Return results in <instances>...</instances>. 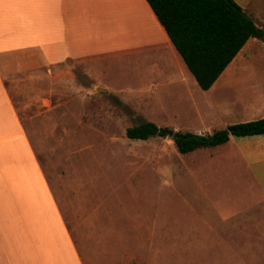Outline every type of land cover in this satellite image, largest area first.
I'll list each match as a JSON object with an SVG mask.
<instances>
[{"label":"crops","instance_id":"1","mask_svg":"<svg viewBox=\"0 0 264 264\" xmlns=\"http://www.w3.org/2000/svg\"><path fill=\"white\" fill-rule=\"evenodd\" d=\"M252 40L260 39L246 45ZM246 45L204 91L147 0H0V264H125L121 229L137 212L115 218L130 197L54 190L10 97L9 74L24 68L53 74L73 61L87 93L158 104L178 91L196 103L195 88L205 95L222 78V90H246L254 77L264 90V48L239 60ZM257 102L242 103L229 125L264 117V97ZM227 143L251 175L242 182L254 188L213 197L197 178L181 197L190 204L174 220L145 210L167 234V264H264V181L252 169L264 162V135ZM71 179L70 186H84V179Z\"/></svg>","mask_w":264,"mask_h":264},{"label":"rangeland","instance_id":"2","mask_svg":"<svg viewBox=\"0 0 264 264\" xmlns=\"http://www.w3.org/2000/svg\"><path fill=\"white\" fill-rule=\"evenodd\" d=\"M235 1L259 25H264V0L260 4L259 0ZM259 47L264 48L261 40L250 41L239 60L247 57L249 50ZM224 81L222 78L205 95L195 88L192 93L196 103L189 95L175 91L160 96L162 104L143 101L135 95L120 100L106 92L87 93L84 86L88 83L73 61L53 74L46 68H24L9 74L6 84L54 190L59 194L82 191L130 197L127 200L130 205L114 212L119 219L120 212L137 211L122 225V261L167 264V259H171L166 249L167 234L147 220L145 210L158 214L159 219L169 213V219L174 220L190 204L181 197L191 194L193 180L197 178H202L199 182L204 193L213 197L225 191L246 193V189L254 188L242 182L251 175L242 167L245 164L232 144L182 154L174 144V134L170 135V131L179 130L206 134L225 129L229 122H234L242 103L257 102L264 97V90L256 88L255 77L250 82L253 87L243 91L222 90ZM148 121L167 127L168 135L147 140L127 136L129 127ZM263 163H253L252 169L264 181ZM71 177L84 179V186L78 189L70 186Z\"/></svg>","mask_w":264,"mask_h":264},{"label":"trees","instance_id":"3","mask_svg":"<svg viewBox=\"0 0 264 264\" xmlns=\"http://www.w3.org/2000/svg\"><path fill=\"white\" fill-rule=\"evenodd\" d=\"M187 67L204 91H208L251 38L264 42L259 25L235 0H147ZM169 129L154 122L129 127L131 139L167 136ZM264 135V117L230 124L213 133L176 131L177 150L197 149L227 143L231 137Z\"/></svg>","mask_w":264,"mask_h":264},{"label":"water","instance_id":"4","mask_svg":"<svg viewBox=\"0 0 264 264\" xmlns=\"http://www.w3.org/2000/svg\"><path fill=\"white\" fill-rule=\"evenodd\" d=\"M174 134V131H170V135H173Z\"/></svg>","mask_w":264,"mask_h":264}]
</instances>
